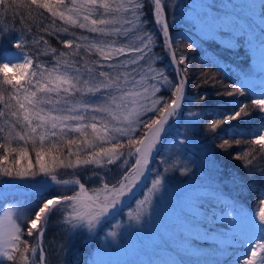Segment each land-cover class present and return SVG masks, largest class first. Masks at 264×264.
I'll return each instance as SVG.
<instances>
[{"label":"snow or ice","instance_id":"obj_1","mask_svg":"<svg viewBox=\"0 0 264 264\" xmlns=\"http://www.w3.org/2000/svg\"><path fill=\"white\" fill-rule=\"evenodd\" d=\"M148 6L175 62L176 80L155 66L159 57L147 30ZM168 7V0H0V180L26 182L20 186L35 198L34 206L0 208V264H47L43 238L53 218L69 233L81 228L95 233L134 195L162 137L174 129L178 143L189 140L179 139L181 121L185 132L198 130L210 98L199 97V112L185 107L188 57L183 50L177 55ZM192 22L204 21L197 15ZM46 37L67 50L52 47ZM222 87L217 104L225 109L215 113L206 131L220 139V149L246 145L233 158L254 170L264 162V120L247 139L241 129L254 113L264 118V80L246 73L239 84ZM110 166L120 170L114 181L102 175ZM189 171L183 168V174ZM89 172L98 187L88 186ZM163 184L162 176L151 182L148 195L128 212L130 222L142 228L145 217L151 219L152 198ZM230 208L232 237L244 253L235 264H264V196L248 211ZM120 227L107 234L111 241L98 252L119 247Z\"/></svg>","mask_w":264,"mask_h":264},{"label":"trees","instance_id":"obj_2","mask_svg":"<svg viewBox=\"0 0 264 264\" xmlns=\"http://www.w3.org/2000/svg\"><path fill=\"white\" fill-rule=\"evenodd\" d=\"M192 2L193 0H168L169 7L167 11L170 25L169 30L173 44L177 49V55L180 54V50H183L184 54L188 57L187 67L189 71L186 73L187 87L185 107L199 112L203 107L199 97L207 94L210 99L207 103V107L204 108L205 115L203 117V122L196 133L192 134L191 132H185L184 122L181 121L179 125L181 136L179 139H183L184 136H188L190 139L180 144L177 142L178 138L176 137L175 130L170 129L162 139L163 151L161 150L158 158L152 160V165L153 169H156L162 158L167 159L166 155L170 147L176 146V148L182 151L180 155L182 158L181 162L186 160L188 162L187 168L190 169V171L187 174H183V178H181L184 180L188 178L190 181L194 182L193 184L191 183L190 186L187 185V187H184V189L187 188L186 190L189 192H191L193 187L197 190H204L197 203V208L201 211V215L195 220L196 222L193 221V225H196L198 230L195 231L193 229L192 233L189 235V241L192 244L194 243L199 248H203L204 245L209 244V242L206 240H199V236L203 229L204 232L207 233H211V230L213 231V223L216 221L215 217L218 213L223 212L224 208H228L232 204L248 211L256 206L260 196H264V173L260 170L261 167H264V162H261L260 166L255 167L254 170L245 168L243 161L236 160L233 157L237 152L244 150L247 147L246 145H241L239 148H229L227 150L220 149L218 147L220 139L206 131L207 123L211 121L215 113L225 109L223 103L217 104V101L221 100V98L216 96L217 91L223 90L222 85L239 84V81L247 72L249 53L241 46L238 47L237 51L229 46H224L225 52L223 53V51H221L223 60L218 61L216 57L214 59L206 55L202 49L203 47L213 50L222 47H220V43L215 42L214 39H204L198 33L199 24L194 25L191 22L189 23L190 14L192 15L195 11ZM145 11L149 13L147 17V30L153 33L155 38L153 52L159 57L155 66L165 69L169 79L176 80L177 75L174 71V62L171 60L170 54L164 45V37L160 26L153 22L150 6L146 7ZM76 31L79 35H88L84 30ZM60 38L65 39V34L62 33ZM46 39L50 40L52 47H56L60 50H67L56 39L49 37H46ZM193 41L195 42L193 47L191 49L187 48L186 45L193 43ZM45 47L47 46L41 43V48L43 49ZM41 59L46 60L47 57H41ZM89 59H97V57L90 56ZM181 67H184V65H181ZM206 80L208 81L207 83L205 82ZM218 81L222 82V84L217 83ZM163 94L168 96L170 93L164 91ZM237 99L244 100L245 98L238 97ZM262 120H264V118H261L256 113L253 114L251 121L246 122V125L241 129L246 133L245 139L249 138L247 133L251 129H254ZM227 127L228 126L225 125L218 130L221 136H224V129ZM200 147L206 154L201 151L202 149ZM175 163H179L177 158L172 157V160L169 159V169L170 171L172 170L171 173L179 174L180 171L183 170L180 168L177 169ZM110 167L111 171L102 173V175H107L110 181H114L119 177L120 173L117 172L115 167ZM159 168H161L160 165ZM153 172L154 170L152 173ZM89 177H91V179L88 182V186L90 188L98 187L99 181L96 177H92L91 172L88 173L85 179L88 180ZM237 177L241 178L243 182L241 183L240 180L236 179ZM171 185L180 188L178 183L175 185V182H173ZM212 192L218 193L221 199L217 198L215 201H212L211 199L204 198V195H210ZM10 201H16L20 204H30L29 206L35 205V198L32 193L10 195L7 197L6 202ZM122 210L123 208L118 209L115 212L116 216L123 217V215H120ZM111 228L112 225L109 219L103 221L95 233L85 235L84 232L86 229L84 228L75 230V233H69L66 231V226L63 225L59 218H53L43 238L47 264H60L61 257L63 259L61 264L63 262H65V264L74 262L78 264L80 261H82V263L87 262L92 252L98 250L101 245L105 237L103 235ZM218 232L220 233V231ZM196 234H198V236H196ZM220 235L224 236L222 232ZM28 239L32 243L35 242L32 237H28ZM241 246L242 244L227 245L220 256L213 258L211 264H235L237 258L236 253L238 249L242 248ZM62 249L63 254L61 251ZM207 264L210 263L207 262Z\"/></svg>","mask_w":264,"mask_h":264},{"label":"rangeland","instance_id":"obj_3","mask_svg":"<svg viewBox=\"0 0 264 264\" xmlns=\"http://www.w3.org/2000/svg\"><path fill=\"white\" fill-rule=\"evenodd\" d=\"M192 6L195 11L192 15L190 14L189 23H193L192 20L200 15L204 22L199 24L198 33L204 39H214L222 47L216 48V50L203 47L205 54L221 61L223 60L221 51L225 52L224 46H229L236 51L241 46L249 53L246 73L250 74L252 79L257 82L264 80V47L261 46V38L264 36V0H193ZM162 146L163 142L158 145L152 160L160 156L161 150L163 151ZM201 151L206 154L203 149ZM181 154L182 151L173 146L167 152V159L162 158L156 169H153L151 161L148 166L151 171L148 173L144 185L142 182L139 184L138 194L133 199H131L133 195L125 198L122 205L129 204L123 207L120 214L123 217H118L113 212L106 218V221L110 219L112 228L103 235L105 237L101 245L98 250L92 252L87 262L80 261L78 264H91L94 258H96L97 264H207V262L211 264L213 258L220 256L227 245L241 244L232 237L233 228L229 222L231 219L229 216L230 206L216 215L211 233L202 230L199 240H206L209 244L199 248L189 241V235L193 229L198 230L196 225H193V221L196 222L195 220L201 215L197 203L204 190H197L193 187L191 192L187 191V188L184 189V187L190 186L194 182L188 178L187 180L182 179L183 171H180L179 174L171 173L169 159L172 160V157L177 158L179 162L175 163L177 169L183 170L184 167H187L186 160L181 162ZM21 163L24 164L26 161ZM166 168L167 172L164 171ZM116 170L120 173L119 169L116 168ZM161 176L164 184L162 190L152 198L153 215L150 220L145 217L146 223L141 228L130 222L128 212L136 210L139 201L148 195L151 182ZM173 182L175 185L178 183L180 188L172 186ZM24 183L26 182H12L3 185V181L0 180V185H3L0 187V208H7L10 205H19L23 208L30 205L20 204L16 201L6 202L10 195L32 193L30 188L20 186ZM204 198L215 201L217 198L221 199V196L212 192L210 195H204ZM117 225L121 226L119 231L123 237L122 243L118 248H108L103 252H98L102 245L111 241V237H108L107 234L116 230ZM218 231L222 232L224 236H221ZM73 232L75 233V231ZM84 233L85 235L90 234L87 229ZM241 247L237 250L236 257H243V246ZM61 251L63 254V249ZM62 260L61 257L60 264ZM70 264H76V262Z\"/></svg>","mask_w":264,"mask_h":264},{"label":"water","instance_id":"obj_4","mask_svg":"<svg viewBox=\"0 0 264 264\" xmlns=\"http://www.w3.org/2000/svg\"><path fill=\"white\" fill-rule=\"evenodd\" d=\"M174 62V61H173ZM174 66H175V62H174ZM176 73V72H175ZM177 79H178V77H177ZM151 170H150V168H148V171H147V174L145 175V177L142 179V185H144V182H145V179H146V177H147V175H148V173L150 172ZM138 189H139V186L134 190V195L131 197V199H133L134 198V196H136L137 194H138ZM130 199V200H131ZM128 204L129 203H127V204H125V205H120L119 207L120 208H122V207H125V206H128Z\"/></svg>","mask_w":264,"mask_h":264}]
</instances>
